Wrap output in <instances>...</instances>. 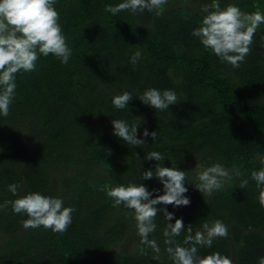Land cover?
Wrapping results in <instances>:
<instances>
[{
    "label": "trees",
    "instance_id": "trees-1",
    "mask_svg": "<svg viewBox=\"0 0 264 264\" xmlns=\"http://www.w3.org/2000/svg\"><path fill=\"white\" fill-rule=\"evenodd\" d=\"M188 1L0 0V264H264V0Z\"/></svg>",
    "mask_w": 264,
    "mask_h": 264
},
{
    "label": "rangeland",
    "instance_id": "rangeland-1",
    "mask_svg": "<svg viewBox=\"0 0 264 264\" xmlns=\"http://www.w3.org/2000/svg\"><path fill=\"white\" fill-rule=\"evenodd\" d=\"M200 2L203 4L202 0H191V1H188V3H184L183 6L188 7V8H193L196 5H198L197 3H200ZM184 90H185V88H184ZM182 95H183V92H182Z\"/></svg>",
    "mask_w": 264,
    "mask_h": 264
}]
</instances>
